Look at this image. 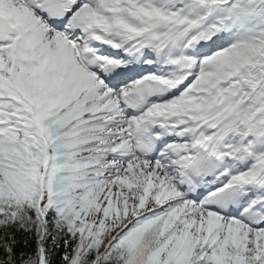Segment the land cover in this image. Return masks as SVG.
Masks as SVG:
<instances>
[{
	"label": "snow or ice",
	"instance_id": "snow-or-ice-1",
	"mask_svg": "<svg viewBox=\"0 0 264 264\" xmlns=\"http://www.w3.org/2000/svg\"><path fill=\"white\" fill-rule=\"evenodd\" d=\"M0 264H264V0H0Z\"/></svg>",
	"mask_w": 264,
	"mask_h": 264
}]
</instances>
